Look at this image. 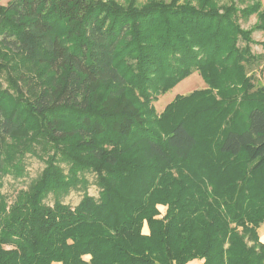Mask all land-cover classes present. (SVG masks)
<instances>
[{"label": "trees", "instance_id": "1", "mask_svg": "<svg viewBox=\"0 0 264 264\" xmlns=\"http://www.w3.org/2000/svg\"><path fill=\"white\" fill-rule=\"evenodd\" d=\"M136 3H0V54L51 71L20 80L27 96L0 84V264H264V85L248 72L262 0ZM195 70L209 87L148 119L152 90ZM28 155L45 166L10 200Z\"/></svg>", "mask_w": 264, "mask_h": 264}, {"label": "rangeland", "instance_id": "2", "mask_svg": "<svg viewBox=\"0 0 264 264\" xmlns=\"http://www.w3.org/2000/svg\"><path fill=\"white\" fill-rule=\"evenodd\" d=\"M8 1L9 0H0V3L7 4ZM118 1L126 3V6L129 3V0ZM145 1L147 0H138V3L136 4L137 6H142ZM221 1L227 2L229 0ZM262 3L264 7V0H262ZM256 20V15H252L248 20L241 18L240 22L244 28H250L252 25H254ZM253 39L255 40V43L251 44L252 50L255 54L260 56V60L257 63L249 65L248 72L253 76L255 85L258 87L264 85V47L261 44V42L264 41V33L262 31H254ZM241 45H244V42H241ZM46 72L49 74L51 73L50 70L48 71V69L42 65H32L21 55L14 54L11 51L9 52L4 48L2 49L0 54V84L2 87L9 89L13 97L20 95L27 96L29 94L27 86L20 81L21 79L29 77L34 78V80H38ZM217 77H219V75H217ZM208 87L209 83L206 81V79L202 77L197 70H195L191 75L166 90L153 89L150 95V100H146L147 102L144 105L147 118L151 121H155V117L160 116V114L165 110L166 106L173 102L178 96H186L196 90L206 89ZM203 124L204 123L202 121H199L198 125L203 126ZM167 128V124L160 126V128L157 126V129L164 134L168 131ZM201 133L202 132H200V134ZM206 133H203V136L207 135ZM11 142L15 144L14 140ZM204 150L205 146L202 144L196 149L195 153L197 155H202ZM44 166L45 163L41 158L28 155L26 157L25 175L18 178L14 177L13 175H6L4 178V187L2 191L8 196L10 200L13 199L19 190L28 188L30 183L38 177ZM85 176L89 180V185L87 188L88 193L98 196L99 187L96 184L95 174L86 173ZM84 192L85 191L82 189L73 190L69 196L64 198V202L75 206L83 197ZM50 200L51 202L53 201L52 198H50ZM160 209L163 214L166 210V207L160 206ZM144 232H149L147 226L144 227ZM258 233L259 238L262 242H264V222L259 226ZM85 258L89 259L90 257L86 256ZM194 262L197 264H202L203 260H195Z\"/></svg>", "mask_w": 264, "mask_h": 264}]
</instances>
